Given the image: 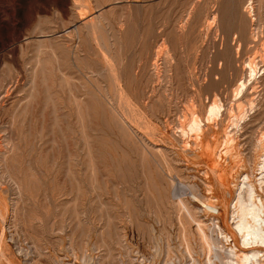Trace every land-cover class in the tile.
<instances>
[{
	"label": "rangeland",
	"instance_id": "rangeland-1",
	"mask_svg": "<svg viewBox=\"0 0 264 264\" xmlns=\"http://www.w3.org/2000/svg\"><path fill=\"white\" fill-rule=\"evenodd\" d=\"M246 2L0 0L1 264H189L187 239L204 263L199 220L233 243L213 226L248 181L264 199V0L255 26ZM214 99L197 145L183 120Z\"/></svg>",
	"mask_w": 264,
	"mask_h": 264
},
{
	"label": "bare ground",
	"instance_id": "bare-ground-1",
	"mask_svg": "<svg viewBox=\"0 0 264 264\" xmlns=\"http://www.w3.org/2000/svg\"><path fill=\"white\" fill-rule=\"evenodd\" d=\"M233 6V5H232ZM245 11L247 12L248 16L250 17L251 23L252 25H254L255 23V7H254V3L253 0H247L246 4H245ZM216 17V16H215ZM214 17V18H215ZM257 23V22H256ZM258 25V24H257ZM255 26V25H254ZM253 26V27H254ZM261 27V26H260ZM260 27L257 26V28L259 29ZM251 28V27H250ZM263 30V27H261ZM260 28V30H261ZM257 32L256 27L252 28V36L254 38V40L256 41L258 38L260 39V35H263L264 31H258V33L255 32V30ZM246 30V29H245ZM250 30V31H251ZM238 33V32H237ZM236 33V34H237ZM235 34V36H236ZM245 34V33H244ZM259 35V36H258ZM251 36V34H250ZM234 41L236 37H233ZM252 38V37H251ZM258 39V40H259ZM262 39V37H261ZM253 40V39H252ZM232 41V40H231ZM260 44L261 41H259ZM165 43V42H164ZM234 43V42H233ZM236 43V42H235ZM237 45L238 48L240 50L241 47V43L240 40L237 41ZM256 43V42H255ZM264 43V42H263ZM252 44V43H251ZM234 45V44H233ZM262 46V45H261ZM253 47V46H252ZM236 48V47H235ZM251 49V47H250ZM259 49V48H258ZM257 52V51H256ZM160 53V52H159ZM263 53V52H262ZM262 56V54H260ZM160 56V55H158ZM254 56V54H253ZM236 57V55H235ZM264 57V56H263ZM259 58V57H258ZM257 58V59H258ZM158 59V58H157ZM262 62V61H261ZM158 63H156L157 65ZM257 61H256V56H254L253 58L251 57V59L248 61V74H249V79L252 80V78L256 77V74L258 72V66H257ZM229 65V64H227ZM166 71V70H165ZM119 77V76H118ZM166 78V77H165ZM119 81V80H118ZM121 84V83H120ZM197 85V84H196ZM194 86V85H193ZM60 87V86H59ZM247 87V82H241L239 83L237 89H236V94H240L242 93V91ZM195 89V88H194ZM118 90V89H117ZM199 91V90H197ZM216 91V90H215ZM116 92V91H114ZM14 93V92H13ZM198 94V93H197ZM216 94V93H214ZM213 94V95H214ZM219 94V93H218ZM8 95V94H7ZM115 95V94H114ZM138 96V95H137ZM200 96V95H198ZM118 97V96H117ZM191 97V96H190ZM192 98V97H191ZM213 98V96H212ZM211 98V99H212ZM128 99V98H127ZM176 99V98H175ZM123 100V99H122ZM191 100V99H190ZM189 100V101H190ZM196 100V99H195ZM201 100V99H199ZM221 101V100H220ZM220 101L218 99H214L212 101V103L210 104V106H208L206 108V111L204 112L205 115L204 117L201 116V114L197 113L196 111H193L190 116H188L189 118L185 121L183 120V122H186L185 125L182 128V133L184 135L189 136L194 143H196L197 145H201L202 144V140H203V135L205 132V126L206 123L209 122H214L218 119V117L221 115V113L223 112L222 110V103H220ZM128 102V101H127ZM123 103V102H122ZM201 103V101H200ZM129 104V103H128ZM158 104V103H157ZM203 104V103H202ZM122 105V104H121ZM201 105V104H198ZM162 107V106H161ZM201 107H203V105H201ZM199 107V108H201ZM195 108V107H194ZM194 110V109H193ZM197 110V108H196ZM203 110V108H202ZM201 110V111H202ZM205 110V109H204ZM138 111V110H137ZM187 112V111H185ZM189 113V112H188ZM187 113V114H188ZM140 114V113H139ZM144 115V113H143ZM189 115V114H188ZM234 117H236L235 120H233V125L235 124L236 126H238V120H239V116L238 115H234ZM140 117V116H139ZM144 117V116H143ZM177 117V116H176ZM142 118V117H141ZM220 118V117H219ZM144 120V119H143ZM132 121V120H131ZM146 121V120H145ZM130 122V121H129ZM135 122V121H134ZM142 122V120H141ZM176 122V121H175ZM181 122V121H180ZM216 123V122H215ZM138 126V123H136ZM141 124V123H140ZM145 125V124H143ZM215 125V124H214ZM146 126V125H145ZM178 126V125H177ZM141 127V126H140ZM139 127V128H140ZM207 129V127H206ZM263 130V129H262ZM143 131V130H142ZM227 131V130H226ZM145 132V131H144ZM150 132V131H149ZM148 132V133H149ZM153 132V131H152ZM224 132V131H223ZM149 135V134H148ZM151 135V134H150ZM235 134H232V132H226L223 136V140H222V146L224 145V153L226 155H232L234 152V148L236 145V137L234 136ZM212 138V137H211ZM189 139V138H188ZM238 139V138H237ZM187 140V139H186ZM263 142V143H262ZM262 146L264 147V139L262 140ZM3 143V142H2ZM187 144V143H186ZM239 144V143H238ZM184 146V145H183ZM221 146V147H222ZM241 146V145H240ZM261 146V147H262ZM195 147V145H194ZM263 150V149H261ZM219 152V151H218ZM264 153V152H263ZM218 154V153H217ZM262 154V153H261ZM222 153H220V157H222ZM263 155V154H262ZM4 159V158H3ZM260 162V161H259ZM211 171V170H210ZM201 173V172H200ZM213 173V171H212ZM217 174V173H216ZM231 175V173H230ZM217 176V175H216ZM246 180V179H244ZM248 181V180H247ZM260 182V181H258ZM239 184V183H238ZM248 187H247V192L244 195L238 194L236 201L234 202L233 208H232V218H233V225H232V230H230V232H227L226 230H223L221 228L220 225H218L217 222L214 221V224L216 226V224L218 225L216 229H211L212 230H218L219 233L221 235H223L222 237L224 238V240L226 242H228L229 238H232L233 243L227 245V244H222L220 245L219 241L214 240L213 237H210V235L207 234V232L204 229V221H200L198 222L197 228H198V234L197 238H200L199 240H201L202 243V250H204V255H206V259L204 261V263H201V261H199L194 253L195 250L192 247L191 243L189 242V240H186V253L188 255V258H190V262L189 264H264V199L257 193V188L258 186L255 185L253 182L248 181L247 182ZM261 184V182H260ZM263 188V187H262ZM198 194V193H197ZM198 196V195H197ZM196 196V198H197ZM192 197V196H191ZM200 197V196H199ZM202 198V197H201ZM199 199V198H198ZM206 199V198H205ZM215 198L213 196L208 197L206 200L201 201L203 203L204 209L207 212H212V213H217L219 214L220 210L217 208V204L215 202ZM181 206V205H180ZM188 208V207H186ZM7 209V205L5 200H3L2 198L0 199V210H4ZM185 209V208H184ZM201 210V209H200ZM6 211V210H5ZM195 211V210H194ZM3 212V211H2ZM180 212V211H179ZM187 212V211H186ZM189 212V210H188ZM193 213V211H190V213ZM189 213V214H190ZM3 214V213H2ZM188 214V213H187ZM194 216V213L191 214ZM190 216V215H189ZM192 216V217H193ZM196 218V217H195ZM193 217L194 220H197V218L195 219ZM216 217L213 218V220ZM192 219V220H193ZM197 220V221H198ZM182 221V220H181ZM194 222V221H193ZM210 222V221H209ZM231 222V221H230ZM197 224V222H194ZM213 223V222H212ZM184 225V224H183ZM212 227V226H211ZM196 228V231H197ZM191 230V228H189ZM185 232V230H184ZM183 232V235L185 236ZM192 232V231H191ZM186 233V232H185ZM212 233H214L212 231ZM187 234V233H186ZM193 234V232H192ZM3 235V234H2ZM217 237V233L215 234ZM181 236V235H180ZM182 236V237H184ZM213 236V235H212ZM181 237V238H182ZM186 237V236H185ZM213 238V239H212ZM221 238V237H219ZM185 239V238H184ZM185 241V240H184ZM230 241V240H229ZM3 247H4V243L2 238H0V255H3ZM166 251V250H165ZM167 252V251H166ZM167 254V253H166ZM202 254V253H201ZM144 256V255H143ZM169 258V257H167ZM173 258V257H172ZM83 259V258H82ZM141 259V258H140ZM165 260V259H164ZM149 262V261H148ZM165 262V261H164ZM178 262V261H176ZM167 263V262H166ZM165 263V264H166ZM173 263V262H172ZM1 264V263H0Z\"/></svg>",
	"mask_w": 264,
	"mask_h": 264
}]
</instances>
